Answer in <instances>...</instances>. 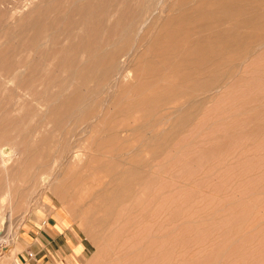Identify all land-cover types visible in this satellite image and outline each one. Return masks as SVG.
Instances as JSON below:
<instances>
[{"label": "rangeland", "instance_id": "374dc122", "mask_svg": "<svg viewBox=\"0 0 264 264\" xmlns=\"http://www.w3.org/2000/svg\"><path fill=\"white\" fill-rule=\"evenodd\" d=\"M176 1L169 3L172 10L167 21L148 28L162 35L158 38L155 34V41L145 45L135 58L133 67L142 70V77L125 81L112 101L104 104L107 91L98 97L93 92L95 81L82 84L80 80L86 73L94 78L100 68L95 61H102L121 43L127 20L143 0H0V209L4 208L0 229L4 230L8 219L13 228V241L0 246V264L25 263L31 259L29 253L36 255L32 259L35 263L51 257L55 263L83 264H264V47L253 51L258 36H264V19H254L259 7L264 11V2L230 0L234 4L228 10L233 14L226 22L203 13L207 8L219 10V0L214 7L210 0ZM21 8L29 9L18 15ZM196 9L203 13L197 14L201 18L186 21L185 14ZM247 18L251 20L246 22ZM212 21L216 25L206 26ZM162 23L174 32L169 41L162 37ZM201 23L206 24L204 28L198 26ZM230 25L235 28L221 33ZM177 26L190 34L180 36ZM199 33L203 42L198 44ZM178 39L179 49L168 54L186 55L182 50L201 46L187 55L183 70L194 69L200 59L207 58L210 62L200 73L208 76L211 68L220 75L232 65L238 66L239 53L246 63L241 72L235 66L228 70L233 80L221 92L216 89L208 103L199 100L198 104L184 105L195 111L189 121L184 110L154 129L167 106L137 104L142 95L136 89L143 83L151 86L152 79L158 81L164 73L175 71L161 68L159 60L167 52L160 47L173 45ZM247 48L254 53L246 58ZM201 49L205 51L201 53ZM82 50H88L84 56ZM12 60L21 66L25 63L27 68L11 74L7 66ZM148 62L156 66L155 71L148 69ZM175 80L171 87H177ZM159 82L155 85L161 87ZM96 102L102 111L99 118L94 117L93 125L79 122L81 108H91ZM90 118L87 120H93ZM73 124L77 125L69 133ZM71 134L79 139L77 150L87 155L82 166L60 167L53 160L59 159L65 137ZM28 139L31 145L26 143ZM142 141L149 149L133 151L132 146ZM155 143L161 144L159 150ZM257 143L263 146L259 148ZM234 153L242 154L238 159ZM132 158H141L142 163ZM47 161L49 165L43 167ZM130 170H137L133 179L125 174ZM26 173L29 181L24 183L21 178ZM22 188L29 193L26 202L20 198ZM157 203L166 208L160 215L155 213ZM10 205L18 206L13 210ZM8 210L13 211L8 214ZM42 238L54 239L57 251L39 250Z\"/></svg>", "mask_w": 264, "mask_h": 264}, {"label": "bare ground", "instance_id": "6f19581e", "mask_svg": "<svg viewBox=\"0 0 264 264\" xmlns=\"http://www.w3.org/2000/svg\"><path fill=\"white\" fill-rule=\"evenodd\" d=\"M170 1L171 0H143V3H142V5L137 9V10H135L132 14H131V17H129V20H127V22H126V28H125V37L123 36L122 37V39H121V43L120 44H118L117 46H115V45H113V46H115L114 48H112L110 51H109V53H108V55L102 60V61H100V62H98V61H95V63H97L98 64V66L100 67L99 68V71H96L95 73H94V78H92V77H89V76H91V74L90 73H86V74H88L87 75V77H85V78H83V79H81L80 80V83H82V84H84V83H90L91 81H92V83H93V81H95V88H93L94 90H93V92H95V94L99 97V95L102 93L101 91H107V96H106V99H104L105 101H104V104L105 103H108V102H110V101H112V99L118 94V89L122 86V85H126V84H124L125 83V81H127V80H132V78L133 77H142V70H140V68H135L136 69V71H135V73H133V69H134V61H135V58L137 57V55L141 52V49L143 48V47H145V45H148V44H150V43H153L152 41L156 38L155 37V34L156 33H153L151 30H148V28H150V27H152V26H156V24H158V23H160V21L162 20V21H167V18H169V17H171L170 16V12H171V10H172V8H170L169 7V3H170ZM178 1V0H177ZM176 1V2H177ZM185 1V0H184ZM258 2L260 1H262V2H264V0H257ZM31 2V1H30ZM33 2V1H32ZM218 2V0H210V1H208V3H212V6L214 5V4H216ZM254 2H255V0H254ZM258 2H257V4H258ZM261 2V3H262ZM172 4V3H171ZM218 4H220V5H222L221 6V8H219V10H217V11H215L214 12V10L212 9L213 7H211V9L212 10H210V9H204L203 10V13H207L206 15L207 16H212V18L213 17H215V18H218L220 21H226V22H230V19H231V15L233 14L232 13V11H230V10H228V7L230 6H232L233 4H234V1H230V0H219V2H218ZM186 5V4H185ZM219 5V6H220ZM260 5H262V4H260ZM180 6V5H179ZM178 6V7H179ZM193 6V5H192ZM23 7V6H22ZM258 7V6H257ZM182 8V7H181ZM185 8H186V6H185ZM236 8V7H235ZM22 9V11L18 14V15H20L21 13L22 14H25V12H23V11H26L27 12V10L29 9V8H21ZM179 9V8H178ZM187 9V8H186ZM201 9V11H202V9H203V7L202 8H200ZM260 7H259V10L257 11V14L254 16V19L255 20H257V18H262V19H264V11L262 10V11H260ZM181 11H184V10H181ZM199 12V9H196V10H193V11H190V12H188V13H186L185 14V17H184V19H186V21H187V19H193V20H199L200 18H201V15L203 14H201V13H198ZM213 11V12H212ZM234 11V10H233ZM237 11V10H236ZM175 12V11H174ZM178 12V11H177ZM177 12H175V13H177ZM114 12H112V14H113ZM183 13V12H182ZM181 13V14H182ZM217 13H219V14H217ZM28 14V13H27ZM197 14H201V15H197ZM236 14V13H235ZM254 14V13H253ZM16 15V14H15ZM114 15V14H113ZM121 15V14H120ZM183 15V14H182ZM196 15V16H195ZM188 16V17H187ZM209 16V17H210ZM253 16V15H252ZM183 17V16H182ZM252 18V17H251ZM246 20V22L248 21L249 22V20H251V19H245ZM206 22V21H205ZM238 23V22H237ZM88 24V23H87ZM222 24V23H221ZM228 24V23H227ZM226 24V25H227ZM206 24H203V23H201V25H198L200 28L201 27H203V26H205ZM214 25H216V21H212L211 22V24L209 23V24H207L206 26H208V27H210V26H214ZM258 25V24H257ZM220 26V25H219ZM216 27V26H215ZM223 27V26H222ZM157 28V27H156ZM159 28V27H158ZM161 28L163 29V38L166 40V41H169L168 39H171L172 38V33H174L173 31H172V28L169 26H167L166 25V23L164 24V23H162V25H161ZM176 28H178V29H180L179 30V34H180V36H188L190 33V31H188V29H187V31H182V29L179 27V26H177ZM175 28V29H176ZM204 28V27H203ZM232 28H235V27H233V26H231L230 25V27H227V29H223L222 31H221V33H225V32H229V30H232ZM246 28V27H245ZM261 28V27H260ZM154 30H155V27L153 28ZM177 30V29H176ZM184 30V29H183ZM190 30V29H189ZM194 30V29H193ZM215 30V29H214ZM264 30V29H263ZM201 32V31H200ZM203 32V31H202ZM218 32H220V30L218 31ZM264 32V31H263ZM192 33V32H191ZM234 34V33H233ZM232 34V35H233ZM46 35V34H45ZM48 35V34H47ZM162 35V32L160 31L158 34H156V36L159 38L160 36ZM193 35H195V34H193ZM192 35V36H193ZM224 35V34H223ZM260 35V34H259ZM122 36V35H121ZM179 36V37H180ZM44 37V36H43ZM195 37V36H194ZM215 37V36H214ZM221 38H222V36H220ZM206 38H207V36H206ZM159 40H162V39H158L157 41H159ZM180 39H178L177 41H174L175 43H173L172 42V44L173 45H169L168 44V46L167 45H164V47L162 48V47H160V51H162V50H164L165 52H167V54L165 53V54H163V53H161V54H163L162 56H161V58H160V60H159V62H160V64H161V68L162 69H165L166 68V70H167V68H174L175 69V71L173 72L172 71V74H171V72L170 73H164L163 75H161V79L159 78V80H161V83H160V85H161V87L160 86H156L155 84H157V82L159 81H157V79H152L150 82L152 83V85L151 86H146L149 82L148 81H146V82H148V83H143V84H141V86L140 87H138L137 89H136V91L139 93V95H140V93H141V97H138L137 98V101H135L137 104H140V105H143L144 106V104L145 105H153V106H155L156 105V103L157 104H162V105H165V106H167V108H166V110H167V112L164 114V115H162V116H160L159 115V117L156 119V121H155V123H154V129L158 126H161V125H163L164 123L163 122H166L167 121V119H168V117L169 116H173V115H175V117H176V115H178V114H182L183 113V111L185 112L184 114H185V116H189V119H187V121H189L190 120V118H192V117H194V112L195 111H192L191 109L189 110V109H187L184 105L186 104V103H188V104H190V103H192V102H195V104H198V102H199V100H200V102H203V104L204 103H208L210 100H211V98L214 96V94H215V92H217V90H220L219 92H221L223 89H225L226 87H227V85L229 84V82L231 81V79L233 80V75L232 76H230V74L228 75V70H230L231 69V67H234L235 65H230L229 67V69H227V70H224L223 71V73H221L220 75H218V72H217V74H214L213 73V71H215V69L214 70H211V68L209 69V72H211L212 74H208V76L207 75H202L200 72L203 70V69H205L204 68V64H208L209 62H210V60L209 59H207V58H204V59H200L199 60V62L200 63H198V65L194 68V69H189V70H183V67H182V64L185 62V60H186V57H187V55L190 53V52H196L197 50H199L200 48H201V46H199V45H196V47H189V48H187V49H185V50H182V51H186L185 53H186V55H183V53H178V54H174V55H172V54H168V53H171V51H175L176 49L178 50L179 49V47H178V41H179ZM197 40V43L199 44L200 43V41H202L201 40V36H200V33H199V37L196 39ZM203 40H204V38H203ZM222 40V39H221ZM223 40H224V37H223ZM241 40V39H240ZM41 41H42V39H41ZM119 41V40H118ZM136 41L139 43V44H137L136 43ZM155 41V40H154ZM171 41V40H170ZM225 41V40H224ZM35 42V41H34ZM33 42V43H34ZM194 42V41H193ZM196 42V41H195ZM203 42V41H202ZM223 42V41H222ZM257 42H258V45L257 46H255V48H253V49H251V51L253 50L255 53H256V51H259L261 48H263L264 47V36H258V39H257ZM43 44H44V42H42ZM118 43V42H117ZM37 44V43H36ZM41 44V43H40ZM204 44V43H203ZM237 44V43H236ZM235 44V45H236ZM34 45V44H33ZM156 45H158V44H156ZM213 45V44H212ZM159 46V45H158ZM242 46V45H241ZM184 47V46H183ZM180 48H181V46H180ZM194 48V49H193ZM182 49H184V48H182ZM88 51V50H87ZM86 50H82V55L84 56V54L87 52ZM168 51H170V52H168ZM180 51V50H179ZM201 51V53L202 52H204L205 51V49H201L200 50ZM254 52H250V48H247L246 49V51H245V55H246V58H247V56H250V55H252ZM175 53V52H174ZM250 54V55H249ZM81 55V56H82ZM201 57V56H200ZM196 58V57H195ZM238 58H241V61L238 63V66H235V69H236V67H239V68H237V72H241V70H242V65H244V63H246V59H244V61L242 62V53L240 54L239 53V55H238ZM249 58V57H248ZM251 59V58H250ZM217 60V59H216ZM215 60V61H216ZM25 61V60H24ZM195 62V61H194ZM150 62H148V64H149ZM9 65L7 66V70H9V71H11V74H12V72L14 73V75H15V73L17 74V73H19L22 69V67L23 66H25V63L23 64V66H21V64H18V63H16V62H13V60L12 61H10L9 63H8ZM27 64H29L28 62H27ZM26 64V65H27ZM236 64V63H235ZM6 65H7V63H6ZM30 65H32L31 63H30ZM187 65V64H186ZM5 66V65H4ZM28 66V65H27ZM147 66V65H146ZM149 66V70L150 71H155V65L154 64H149L148 65ZM209 66H211V65H209ZM35 67V66H34ZM3 68H6V66L5 67H3ZM24 68H27L26 66L24 67ZM146 68V67H145ZM246 68V67H245ZM134 69V70H135ZM141 69H144V67H142ZM233 69V68H232ZM23 70H25V69H23ZM145 70V69H144ZM157 70V69H156ZM2 71H4V70H2ZM146 71V70H145ZM7 72V71H6ZM26 72V71H25ZM24 72V73H25ZM166 72H168V71H166ZM143 73L145 74V72L143 71ZM0 74H2V73H0ZM9 74V73H8ZM22 74V73H21ZM21 74H20V76H21ZM226 74V75H225ZM240 74H242V73H240ZM239 74V75H240ZM5 76V75H4ZM24 76V75H23ZM11 77V76H10ZM13 77V76H12ZM15 77V76H14ZM236 77V76H235ZM174 78L175 79H177V80H175V81H178V83H177V87H171V85L170 84H172L173 83V81L172 80H174ZM11 79V78H10ZM15 79H16V77H15ZM22 80V79H21ZM24 82H25V79L23 80ZM30 81V80H29ZM32 81V80H31ZM33 81H34V79H33ZM90 81V82H89ZM157 81V82H156ZM171 81H172V83H171ZM18 82H19V80H18ZM18 82H16V84L18 83ZM28 82V81H27ZM144 82V81H143ZM23 83V82H22ZM26 83V82H25ZM131 83V82H130ZM187 84H189V87H186L185 88V86L187 85ZM20 85H21V83H20ZM28 85V84H27ZM131 86H132V84H130ZM130 85H129V87H130ZM24 86H25V84H24ZM173 86V85H172ZM20 87V86H19ZM25 87H27V86H25ZM24 87V88H25ZM33 87V86H32ZM125 87H127V86H124V88ZM128 87V88H129ZM134 88H136V86L134 85ZM133 89V88H132ZM131 89V90H132ZM217 89V90H216ZM118 90V91H117ZM127 90V89H126ZM130 90V89H129ZM130 92V91H129ZM134 92V91H133ZM158 93H159V95H158ZM104 94L105 93H103L102 95L104 96ZM136 94V93H135ZM219 94V93H218ZM136 96V95H135ZM195 96H199L200 98L197 100V98L195 99ZM103 98L104 97H102V101H103ZM133 98V97H132ZM131 98V99H132ZM216 98V97H215ZM84 99V98H83ZM83 99H81V100H83ZM218 99V98H217ZM33 100V99H32ZM95 100V99H94ZM98 100V99H97ZM96 100V101H97ZM197 100V101H196ZM98 101H100V99L98 100ZM97 101V102H98ZM214 101V100H213ZM31 102V101H30ZM96 102V103H97ZM78 103V102H77ZM77 103H76V105H77ZM100 103V102H99ZM102 103V102H101ZM100 103V104H101ZM169 103H171V105H169ZM25 104V103H24ZM103 104V103H102ZM129 104V103H128ZM133 104V103H132ZM74 105V104H73ZM88 105V104H87ZM107 105V104H106ZM130 105V104H129ZM134 105H136V104H134ZM134 105H132V106H134ZM169 105V106H168ZM201 105V104H200ZM209 105V104H208ZM94 106V105H93ZM93 106H91V108H87V109H82L81 108V111L78 113L79 115H78V118H79V122H82L83 120H85L84 122H92V123H88V124H90V125H93V121H94V117H95V120H96V118H99V116L101 115V113H102V111H99L98 110V103L93 107ZM101 106V105H100ZM123 106V105H122ZM121 106V107H122ZM131 106V107H132ZM191 106V105H190ZM73 107V106H72ZM71 107V108H72ZM78 107H79V105H78ZM86 107V106H85ZM107 107H109V106H107ZM127 107V106H126ZM129 107V106H128ZM161 107V106H160ZM198 107V106H197ZM208 107V106H207ZM69 109V111H74L73 109ZM105 108V107H104ZM124 108V107H123ZM189 108V107H188ZM192 108V107H191ZM101 109H103V108H101ZM100 109V110H101ZM192 109H194V108H192ZM208 109V108H207ZM124 110H126L125 108H124ZM165 110V111H166ZM209 110V109H208ZM207 110V111H208ZM71 111V112H72ZM76 111H78V110H76ZM105 111H106V109H105ZM137 111V110H136ZM165 111H163V112H165ZM71 112H69V114L71 113ZM162 112V113H163ZM206 114H209V113H206ZM75 115V114H74ZM70 117V116H69ZM75 117V116H74ZM91 117V118H90ZM205 117V116H204ZM73 118V117H72ZM92 119L93 118V120H87V119ZM104 118V117H103ZM105 118H106V116H105ZM173 118V117H172ZM180 118H183V115H182V117H180ZM184 118H186V117H184ZM78 120V119H77ZM100 120V119H99ZM98 120V121H99ZM59 121H62V120H59ZM74 121V120H73ZM181 121V120H180ZM184 121V120H183ZM186 122V121H185ZM191 122V124H192V121H190ZM67 123H69V122H67ZM70 124V123H69ZM183 124V123H182ZM184 124H186V123H184ZM75 125H77V124H73L72 125V127L70 126V125H68V126H70V128H69V133L71 132L72 133V131H74V129H75ZM187 125V124H186ZM185 125V126H186ZM188 125H189V122H188ZM64 126V125H63ZM239 127V126H238ZM241 128V127H240ZM62 129V128H61ZM216 129V128H215ZM236 129V128H235ZM132 130H135L134 128H132ZM197 130V129H196ZM219 129H217V131H218ZM189 131V130H188ZM163 132V131H162ZM161 133V132H160ZM115 137V136H114ZM76 139V140H75ZM78 138L76 137V135L75 134H71L70 136H66L65 137V141H64V146H63V148H64V150H63V153L59 156V161L57 160V158H55L54 160H53V163L54 162H59V166L60 167H69L70 165H74V166H76V167H78V166H82V163H83V161H84V158H85V155H87L86 154V152H82V151H80L79 149L77 150V148L76 147H78V145H79V139L77 140ZM33 140V139H32ZM108 140V139H107ZM151 140V139H150ZM9 141V140H8ZM23 141V140H22ZM34 141V140H33ZM262 140H260L259 142H261ZM10 142V141H9ZM15 142H16V140H15ZM14 142V143H15ZM25 142V141H24ZM24 142H23V144H24ZM96 141H93V143H95ZM102 142V141H101ZM143 142V141H142ZM140 142V144H139V146H132V147H134L135 149H133V151L134 150H141V149H143V148H148L149 149V147L150 146H148V145H146V143L145 142ZM263 142V141H262ZM26 143H28L29 145H31V143L32 142H30L29 141V139H28V141L26 140ZM98 142H96L95 144L96 145H100V144H97ZM239 143V142H238ZM148 144V143H147ZM258 144V143H257ZM28 145V146H29ZM63 145V144H62ZM122 145V144H121ZM160 143H155V146H156V148H157V150H159L160 149ZM263 146L262 144H258L257 145V147L258 146ZM120 146V145H119ZM118 146V147H119ZM260 146H259V148H260ZM14 147V146H13ZM18 147V146H17ZM91 148H92V146H90ZM89 147V148H90ZM131 147V148H132ZM3 148H5V147H3ZM29 148H31V146L29 147ZM91 148H90V150H91ZM121 148V147H120ZM128 148H130V145H129V147ZM130 148V149H131ZM248 148V147H247ZM258 148V149H259ZM262 148H264V147H262ZM261 148V149H262ZM17 149V148H16ZM15 149V150H16ZM62 149V148H61ZM258 149H256L257 151H258ZM3 150V149H2ZM132 150V149H131ZM156 150V149H155ZM163 150V149H162ZM132 151V152H133ZM252 151V150H251ZM256 151V152H257ZM2 152V151H1ZM59 152V151H58ZM57 152V153H58ZM62 152V151H61ZM60 152V153H61ZM138 152V151H137ZM131 153V152H130ZM3 154V153H2ZM9 154V153H8ZM238 155H240V154H242V153H237ZM264 154V153H263ZM136 155V154H135ZM234 155H235V153H234ZM234 155H233V157H234ZM236 156L237 158L239 157V156ZM232 156V155H231ZM242 156V155H241ZM240 156V157H241ZM252 156V155H251ZM250 156V157H251ZM2 157V156H1ZM229 157V156H228ZM232 157V158H233ZM129 158H131V157H129ZM128 158V159H129ZM230 158V157H229ZM231 159V158H230ZM234 160H235V157L233 158ZM233 159H232V161H230L231 163L233 162ZM239 159V158H238ZM237 159V160H238ZM247 159H249V157L247 158ZM253 159V158H252ZM3 160V159H2ZM10 160V159H9ZM132 160L133 161H137L138 163L140 162V163H142V159L141 158H132ZM229 160V159H228ZM228 160H226V161H228ZM261 161H263V160H261ZM6 162V161H5ZM45 162V161H44ZM56 162V163H57ZM229 162V161H228ZM252 162V161H251ZM254 162V161H253ZM252 162V163H253ZM224 163H226V162H224ZM231 163H229V164H231ZM235 163V162H234ZM264 163V162H263ZM3 164H4V160H3ZM42 164H44V163H42ZM229 164H227V165H229ZM6 165V164H5ZM7 165H8V163H7ZM47 165H49V162L47 161L45 164H44V166L43 167H46ZM53 165V164H52ZM57 165V164H56ZM220 165V164H219ZM73 166V167H74ZM231 166V165H230ZM8 167V166H7ZM17 167V166H16ZM15 167V168H16ZM54 167H55V165H54ZM72 167V166H71ZM72 167V168H73ZM252 167V166H251ZM259 167V166H258ZM3 168H4V165H3ZM6 168V167H5ZM31 168V167H30ZM65 168V169H66ZM70 168V167H69ZM8 169V168H7ZM12 169V168H11ZM29 169V168H28ZM78 169V168H77ZM16 170V169H15ZM74 170V169H73ZM221 170V169H220ZM13 171V170H12ZM137 170H135L134 172H136ZM10 172V171H9ZM23 172V171H22ZM59 172V171H58ZM134 172H132V170H130V171H127L125 174L126 175H128V177L129 178H131V179H133L134 177H133V174H134ZM28 173V172H27ZM24 174V175H22V178H21V180L22 181H25L24 183H26V182H28L29 181V179L27 178L28 177V174ZM140 172L138 171L137 172V174L138 175H140L139 174ZM6 174H9V173H6ZM5 174V176H7ZM52 174H54V173H52ZM51 174V175H52ZM57 174V173H56ZM50 175V176H51ZM21 176V175H20ZM27 176V177H26ZM57 175H55V177H56ZM130 176H132V177H130ZM54 177V176H53ZM52 177V178H53ZM60 177V176H59ZM127 177V178H128ZM7 178H9L8 176H7ZM20 178V177H19ZM48 180H52L50 177H46ZM128 178V179H129ZM259 178H261L260 176L258 177V180H259ZM59 178H58V176L56 177V180H58ZM48 180H45V181H48ZM54 180V179H53ZM255 180H257V178H255ZM261 180V179H260ZM32 181V180H31ZM52 182V181H51ZM30 184V183H29ZM50 184V183H49ZM47 185V184H46ZM22 187V186H21ZM23 187H27V186H23ZM28 187H29V185H28ZM120 187V186H119ZM30 188V187H29ZM32 188V187H31ZM59 189V188H58ZM9 190V189H8ZM21 189H19V191H20ZM28 190V189H27ZM18 191V192H19ZM22 192H20V198L22 197V199H23V201L24 202H26V195H27V193H28V191H27V193H26V188H25V190L22 188V190H21ZM9 192V191H8ZM18 192H17V194H18ZM44 192V191H43ZM176 192V191H175ZM41 193V192H40ZM141 193V192H140ZM234 193V192H233ZM260 193V192H259ZM9 194V193H8ZM29 194V193H28ZM142 197H143V191H142ZM237 194H239L238 192H237ZM11 195V194H10ZM34 195V194H33ZM127 195V194H126ZM139 195V194H138ZM176 194H174V196H175ZM18 196V195H17ZM29 196V195H28ZM40 196V195H39ZM163 196V195H162ZM173 196V194H172V198L174 197ZM229 196V195H228ZM237 196V195H236ZM245 196V195H244ZM11 197V196H10ZM31 197V196H30ZM33 197V196H32ZM226 197H227V195H226ZM234 197V196H233ZM12 199H13V197H11ZM19 198V199H20ZM102 198V197H101ZM137 198H139V197H137ZM136 198V199H137ZM144 198V197H143ZM163 198V197H162ZM166 198V197H165ZM175 198V197H174ZM247 198V197H246ZM11 199V200H12ZM21 199V200H22ZM28 199V198H27ZM31 199V198H30ZM33 199V198H32ZM31 199V200H32ZM135 199V200H136ZM140 199V198H139ZM151 199H153V197L151 198ZM164 199V198H163ZM180 199V198H179ZM228 199V198H227ZM233 199H235V197L233 198ZM238 199V198H237ZM5 200V199H4ZM31 200H30V202H31ZM39 200V199H38ZM156 200V199H155ZM174 200V199H173ZM172 200V201H173ZM178 199H176V201H177ZM15 201V200H14ZM17 201H18V198H17ZM32 201H34V200H32ZM119 201L120 200H117V202L119 203ZM4 202V201H3ZM13 202V201H12ZM22 202V201H21ZM20 202V203H21ZM29 202V203H30ZM154 202V201H153ZM168 202V201H167ZM173 202H175V200L173 201ZM8 203V202H7ZM15 203V202H14ZM20 203H19V205H20ZM28 203V202H27ZM26 203V204H27ZM105 203V202H104ZM121 203V202H120ZM135 203H137L136 201H135ZM144 203V202H143ZM155 203V202H154ZM164 203L165 204H167L165 201H164ZM163 203V204H164ZM180 203V202H179ZM1 204H3V203H1ZM10 204H12V203H10ZM151 204V203H150ZM158 205H156V207H157V209L155 210V211H157V212H155L156 214L158 213L159 215H160V213H163L165 210H164V208H165V206H163L162 204L160 205L159 203H157ZM174 204V203H173ZM176 205H177V203H175ZM29 205H31V203L29 204ZM39 205V204H38ZM117 205V204H116ZM123 206H124V204H122ZM12 205H10V207H11ZM15 206V205H14ZM18 206V205H17ZM16 206V207H17ZM27 206H28V204L26 205V209H27ZM128 206V205H127ZM126 205H125V207H127ZM2 207H4L3 205H2ZM9 207V206H8ZM16 207H14V208H16ZM112 207L113 208H117V206H115V204H113L112 205ZM125 207L123 208V209H125ZM175 207V206H174ZM12 208H13V206H12ZM14 208H13V210H14ZM110 208V207H109ZM121 208V207H120ZM110 209H112V208H110ZM127 209V208H126ZM130 209V208H129ZM166 209V208H165ZM174 209V208H173ZM1 210H4V208L3 209H0V211ZM10 210V209H9ZM8 210V214L10 213V212H12V211H9ZM28 210H29V208L27 209V210H25L26 212H25V215L27 214V212H28ZM31 210V209H30ZM121 210V209H120ZM168 210V209H167ZM166 210V211H167ZM129 211V210H128ZM173 211V210H172ZM2 212V211H1ZM0 212V225H2L3 224V222H2V213ZM24 212V211H23ZM107 212V211H106ZM121 212V211H120ZM119 212V213H120ZM6 213V212H5ZM125 213H126V211H125ZM125 213H123V214H125ZM171 213V212H170ZM22 214H24V213H22ZM156 214H154V215H156ZM173 214H174V212H173ZM176 214V213H175ZM174 214V216H176ZM28 215V214H27ZM26 215V216H27ZM128 215V214H127ZM165 215V214H164ZM252 215H253V213H252ZM6 217H7V215H6ZM9 217V216H8ZM8 217H7V219H8ZM37 217V216H36ZM123 217V216H122ZM158 217H161V216H158ZM151 218H152V216H151ZM153 218H155V217H153ZM152 218V219H153ZM169 218V217H168ZM172 218H173V216H172ZM156 219V218H155ZM155 219H153V220H155ZM163 219V218H162ZM167 219V217H165V220ZM171 219V218H170ZM158 220V219H157ZM159 220H160V218H159ZM164 220V219H163ZM162 220V221H163ZM14 221V220H13ZM12 221V222H13ZM126 221V220H125ZM151 221V220H150ZM156 221V220H155ZM167 221V220H166ZM165 222V221H164ZM172 222H174V221H172ZM171 222V223H172ZM7 223H8V225H7ZM155 223H157V222H155ZM154 223V224H155ZM153 224V225H154ZM159 224H163L162 222L161 223H159ZM165 224V223H164ZM175 224H178V223H175ZM175 224H173V225H175ZM152 225V224H151ZM155 225H157V224H155ZM155 225L154 226H152V227H155ZM247 225H248V223H247ZM165 226V225H164ZM163 226V227H164ZM110 227V226H109ZM114 227V226H113ZM147 227H149V226H147ZM163 227L161 228V229H159V231L160 230H162L163 229ZM173 227V226H172ZM176 227H177V225H176ZM151 228V227H150ZM158 228V227H157ZM12 224L9 222V219L8 220H6V222H5V227H4V230H2V228L0 229V230H2L3 232L2 233H0V246L2 247H5V246H7V245H9L8 243L9 242H12L13 241V238H12ZM112 229V228H111ZM153 229V228H152ZM151 229V230H152ZM164 230H165V228H164ZM146 231H147V229H146ZM148 231H149V229H148ZM155 231V230H154ZM153 231V232H154ZM151 232V231H150ZM150 232H148V233H150ZM133 233V232H132ZM159 233V232H158ZM157 233V234H158ZM259 234V233H258ZM155 235V234H154ZM177 235V234H176ZM179 235V234H178ZM150 236V235H149ZM155 236H157V235H155ZM258 236V235H257ZM176 237H178V236H176ZM155 238V237H154ZM171 238V237H170ZM250 238V237H249ZM258 238V237H257ZM175 239V238H174ZM143 240V239H142ZM156 240V239H155ZM171 240H172V238H171ZM177 240H178V238H177ZM253 240V239H252ZM154 241V240H153ZM160 241H163V240H160ZM247 242H248V240H246ZM261 241V240H260ZM167 242V241H166ZM174 242H176V241H174ZM178 242V241H177ZM254 243V242H253ZM264 243V242H263ZM152 244H154V243H152ZM164 243L162 242V245H163ZM174 244H176V243H174ZM261 244H262V242H261ZM264 245V244H263ZM263 245H260L261 246V248H263L262 246ZM164 246H165V244H164ZM259 246V247H260ZM162 248V247H161ZM176 248V247H175ZM2 249V248H1ZM159 250V249H158ZM252 250V249H251ZM250 250V251H251ZM254 250V249H253ZM176 251V250H175ZM263 252H264V250H263ZM263 252L261 253V254H263ZM174 254H175V252H174ZM245 255H248L249 256V254H245ZM174 257V256H173ZM178 258H179V256H177ZM180 257H181V255H180ZM245 256L243 255V258H244ZM250 257V256H249ZM245 259H246V257H245ZM260 259V258H259ZM157 260H159L158 259V257H157ZM236 260V259H235ZM244 260V259H243ZM154 261H156V258H155V260ZM153 261V262H154ZM177 261V259L175 258V262ZM255 261V260H254ZM157 262V261H156ZM247 262V261H246ZM256 262V261H255ZM162 263V262H161ZM254 263V262H253Z\"/></svg>", "mask_w": 264, "mask_h": 264}, {"label": "crops", "instance_id": "0c3cea01", "mask_svg": "<svg viewBox=\"0 0 264 264\" xmlns=\"http://www.w3.org/2000/svg\"><path fill=\"white\" fill-rule=\"evenodd\" d=\"M52 240L54 239H46V238H42L40 239V242H42L39 247V250L45 251V252H54L57 251V248L54 244H52ZM61 249V248H60ZM34 255V253H33ZM36 255H34L33 257H30V260H26L25 263H21V264H83V263H55V261L51 260V257H49L50 260L46 261L44 260V258H42L41 261H39V263H35L32 261L33 258H35Z\"/></svg>", "mask_w": 264, "mask_h": 264}, {"label": "built area", "instance_id": "2783aa9c", "mask_svg": "<svg viewBox=\"0 0 264 264\" xmlns=\"http://www.w3.org/2000/svg\"><path fill=\"white\" fill-rule=\"evenodd\" d=\"M29 256H30V257H33L34 255H33V253H29Z\"/></svg>", "mask_w": 264, "mask_h": 264}]
</instances>
